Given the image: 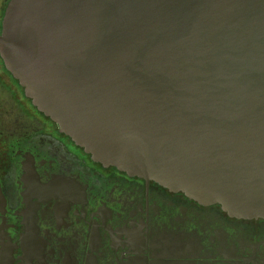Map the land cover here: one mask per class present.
Segmentation results:
<instances>
[{"label":"water","instance_id":"water-1","mask_svg":"<svg viewBox=\"0 0 264 264\" xmlns=\"http://www.w3.org/2000/svg\"><path fill=\"white\" fill-rule=\"evenodd\" d=\"M0 56L95 162L264 218V0H10Z\"/></svg>","mask_w":264,"mask_h":264},{"label":"flooded vegetation","instance_id":"flooded-vegetation-1","mask_svg":"<svg viewBox=\"0 0 264 264\" xmlns=\"http://www.w3.org/2000/svg\"><path fill=\"white\" fill-rule=\"evenodd\" d=\"M0 264H264V218L95 162L0 56Z\"/></svg>","mask_w":264,"mask_h":264}]
</instances>
